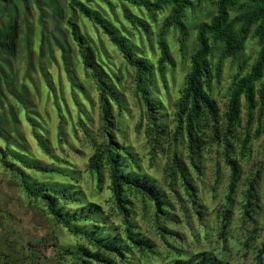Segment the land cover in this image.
Returning <instances> with one entry per match:
<instances>
[{"label":"trees","instance_id":"16d2710c","mask_svg":"<svg viewBox=\"0 0 264 264\" xmlns=\"http://www.w3.org/2000/svg\"><path fill=\"white\" fill-rule=\"evenodd\" d=\"M263 137L264 0H0V264H264Z\"/></svg>","mask_w":264,"mask_h":264},{"label":"rangeland","instance_id":"374dc122","mask_svg":"<svg viewBox=\"0 0 264 264\" xmlns=\"http://www.w3.org/2000/svg\"><path fill=\"white\" fill-rule=\"evenodd\" d=\"M213 5L210 4H203L201 6H197L194 10L192 11H188L187 12V17L186 20L189 24V33H190V38H189V42L188 44H192L194 41V36H195V25L197 24V22L199 20H207L209 18V16L213 13ZM38 17V12L36 10V8L31 7L29 9V12L26 14H21V20L23 22V19H29L32 21L33 25H34V30L33 31V35H35L36 38H38L37 35V30L40 27L39 25V21L37 20ZM35 44H36V40H35ZM255 49V40L249 41L248 45H247V54H251L253 57L255 55L254 50ZM177 47L174 46V54L175 57L177 59V66L175 71H174V81L176 85H172L171 83V78L169 76V80H170V88L173 89V92L176 94L178 93V87L181 84L182 80H183V76H184V70L186 68V65H183V63L180 61L179 55L177 54ZM24 54H25V50L22 48L20 50V54H19V61L21 62V65L23 66L25 64L24 62ZM189 54V52H187V55ZM219 54L216 53L215 54V59H213L215 62L218 60ZM115 61H117V58ZM229 61V60H228ZM227 63V61L224 62V65ZM230 70V68L228 66H224V71H223V80H226L228 78V75L230 74L228 71ZM53 71H56V68H53ZM23 72V70H22ZM225 82L223 81V84ZM221 92L224 93V85L223 87L220 88ZM217 96L220 98V94L218 92ZM133 105V104H132ZM136 117L132 119L131 121V126L127 128L126 135L127 138L129 139V141L134 145V148L136 150H139V152L143 151L145 160L143 161V166L145 169L149 170V173H152L153 175H156L160 178L161 173L160 171L157 172L155 171L153 168L150 167V162L147 161L148 156H146L145 154H147L148 152L145 151L146 153L144 154V150L142 148V146L144 145V135L143 134H138L135 129H134V123H135ZM264 142V137L263 139H261L257 144H256V148H259V146L262 145V143ZM89 152V149H84L83 152L81 153V155L78 154H72V157L74 159V161L79 165L82 166L83 165V159H84V155L87 154ZM264 155V152H263ZM161 158V157H160ZM160 158L158 159V162H160ZM255 158H258V155L255 154ZM7 181V177H3L2 176V172H0V206L4 209H6L8 212H10L11 214L14 215V217L17 219L18 223L21 225V228L23 229V231L25 232V236L28 238L32 235H42L45 234L46 231L48 230L46 228V225L44 223V221L40 218L39 215H35V211L30 209L29 205H27L25 203L24 200H22L17 191L15 190L14 187H10L7 186L6 184ZM3 193H5L6 195L1 196ZM98 198H102V197H98ZM102 200V199H101Z\"/></svg>","mask_w":264,"mask_h":264}]
</instances>
